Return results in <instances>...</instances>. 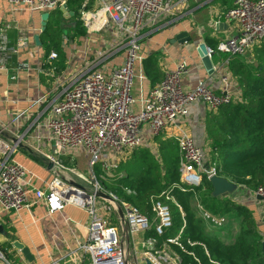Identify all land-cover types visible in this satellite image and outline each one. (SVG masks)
<instances>
[{
	"label": "built area",
	"instance_id": "2783aa9c",
	"mask_svg": "<svg viewBox=\"0 0 264 264\" xmlns=\"http://www.w3.org/2000/svg\"><path fill=\"white\" fill-rule=\"evenodd\" d=\"M6 1L13 9L49 14L59 11L64 20V12L59 9L66 5V0ZM185 1L94 0L91 11H80L79 22L87 35L107 31L111 37L105 40L103 47L86 54L66 75L54 77L52 71L43 68L42 62L39 74L53 80L38 99L36 112L22 116L28 125H18L17 135L10 140L2 136L6 126L0 127V225L4 214L19 213L34 205H44L49 214L73 205L88 213V236L77 251L67 254L66 261L69 264H129L120 229L124 231V238H128L144 233L151 227V221L130 203L107 193L101 182L113 178L118 165L136 149L148 148L157 155L154 138L168 128L180 129L191 106L203 105L212 112L242 101L239 87H233L226 74L220 77L218 92L205 83L184 90L181 81L188 72L185 61L165 71L162 82L145 96L141 89L138 98L133 94L136 83L145 78L141 69L145 59L141 44L149 34L163 27ZM221 23L237 25V32L219 40L216 46L217 52L227 56L222 65L228 67L232 57L245 56L264 42V0H232L230 9L215 16L213 28ZM205 46L206 54L212 57L214 51ZM7 52L6 28L1 26L0 53ZM56 58V53L51 52L47 62ZM29 133L37 146L33 153L44 160L51 173L43 189L35 188V176L12 160ZM166 136L173 139L181 155V183L197 186L202 176L208 180L217 176L215 167L207 162V151L189 134L180 132ZM41 142L50 147L49 153L39 146ZM77 149L89 156L85 173L66 167L61 160L69 151ZM96 164L99 175L95 172ZM205 164L208 169L204 168ZM74 179L79 180L81 186L75 184ZM100 192L111 199L99 197ZM250 195L264 203V186L250 191ZM196 208L201 219L214 228H222L227 222L225 217L212 215L199 204ZM152 210L155 213L152 227L157 236H162L172 225L170 208L156 200L152 202ZM113 216L118 219L120 228L112 224ZM155 244L153 238L144 241L147 248L143 256L148 264H179V257L170 251V245L183 249L179 236L166 239L159 249H155ZM0 264H10L1 249Z\"/></svg>",
	"mask_w": 264,
	"mask_h": 264
},
{
	"label": "trees",
	"instance_id": "16d2710c",
	"mask_svg": "<svg viewBox=\"0 0 264 264\" xmlns=\"http://www.w3.org/2000/svg\"><path fill=\"white\" fill-rule=\"evenodd\" d=\"M210 4L219 5L226 11L232 7V0H211ZM66 6L74 13L68 30L63 29L66 23L61 13L53 11L49 14L45 31L39 36L43 68L52 71L54 77L67 69L64 38H77L80 42L85 35L79 22L80 11H91L94 0H66ZM211 32L209 30L205 35L204 42L214 51L212 61L222 62L227 56L216 51L219 40L211 36ZM51 52L56 53L57 58L48 63ZM252 53L253 63H248L243 56H234L228 62L242 101L209 111L204 118L208 164L215 167L218 177L248 191L264 186V42L254 47ZM142 71L151 88L162 82L164 72L158 53L143 60ZM39 77L45 87L51 85L52 77L43 74ZM154 142L157 155L148 148L136 149L118 165L113 178L101 182L107 193L130 203L150 219L151 227L144 232V239L153 238L155 249H159L166 239L179 236L183 249L170 245L179 257V264H264V233L259 231L252 212L233 202L232 196L213 197L206 176H202L197 186L181 183V155L176 143L164 134L156 136ZM95 172L99 175L97 164ZM156 200L170 208L172 217L171 228L162 236H157L152 227L155 223L152 202ZM196 204L214 215L229 216L238 222L236 237L223 243L218 236L206 233L203 220L197 215ZM112 222L115 225L114 218ZM1 226L4 232L8 231L6 225ZM5 256L11 260V256Z\"/></svg>",
	"mask_w": 264,
	"mask_h": 264
},
{
	"label": "crops",
	"instance_id": "0c3cea01",
	"mask_svg": "<svg viewBox=\"0 0 264 264\" xmlns=\"http://www.w3.org/2000/svg\"><path fill=\"white\" fill-rule=\"evenodd\" d=\"M211 0H186L179 5L176 14L167 23L149 34L141 44V51L145 58L152 54H159L160 66L163 72L170 71L176 65L185 61L188 66L187 74L182 78L181 85L184 90L195 88L199 83H205L214 92L221 88L220 77L226 74L230 84L235 87L236 82L230 75L228 67L222 62H213V73L209 74L197 53L200 43L209 30L211 36L217 40L231 37L237 32L235 23H221L213 28V19L224 8L219 5H211ZM42 12H30L25 8L13 9L6 0H0V27L6 28L8 39V52L0 53V127H5L3 138L10 140L17 134V126H27L28 123L21 118L25 113L36 112L38 99L46 93L45 87L40 81L39 69L42 65V49L37 47L34 37L40 36ZM70 21V20H66ZM82 24V22H81ZM70 25V23H69ZM214 30V31H213ZM203 31V35L200 32ZM181 33H186L190 40L185 43L174 41ZM96 33L85 35L80 39L81 44H96L95 48H81L74 50L71 47L69 37L64 38L63 48L67 54V69L64 75L71 73L86 54L103 47ZM196 35V36H195ZM94 36L93 38H86ZM195 36V37H194ZM105 43V44H104ZM248 63H253V53L250 51L243 56ZM69 62L72 64L69 67ZM21 65H24L21 67ZM142 69V65H141ZM14 77V80H10ZM139 89L145 96L151 89L149 81L144 78L136 83L133 94L138 98ZM233 94L235 90L232 89ZM208 109L203 105L191 106L188 117L180 124V129H166L163 133L168 136H176L180 132L189 134L196 144L207 151V142L204 132V118ZM18 118V119H17ZM12 160L21 164L34 176L33 185L37 189L45 188L51 179L49 166L33 153L37 146L29 133ZM44 151H50V147L43 142L39 144ZM66 167L74 168L78 172L85 173L89 156L77 149L69 151L61 157ZM75 184L81 186V182L74 179ZM246 197L241 200V205L247 207L257 222L259 231L264 233V203L260 198L252 197L250 191H246ZM116 217H114L115 220ZM2 224L8 231L0 235V249L11 256L10 264H50L59 261L60 264H69L66 256L71 251H77L79 245L84 243L88 236L89 216L86 211L73 205H68L61 212L49 214L44 205H34L30 209H23L19 213L4 214ZM260 223V224H259ZM33 228V229H32ZM24 229L28 231L37 247L32 248L26 240H23ZM32 229L31 232L29 230ZM124 239L125 248L128 251L129 264H148L143 252L147 248L144 245V233H138L124 238V231L120 229ZM18 242L29 250L32 256L27 261L13 243Z\"/></svg>",
	"mask_w": 264,
	"mask_h": 264
},
{
	"label": "water",
	"instance_id": "95a60500",
	"mask_svg": "<svg viewBox=\"0 0 264 264\" xmlns=\"http://www.w3.org/2000/svg\"><path fill=\"white\" fill-rule=\"evenodd\" d=\"M61 12H64V20H70L73 18L74 13L71 12L66 5H64L62 8L59 9ZM49 18V13H43L41 15V29H40V33L44 32L46 29V25H47V21ZM62 26V25H61ZM219 26H216V29ZM186 33H181L179 34L177 37H175L174 41H178L180 43H185L188 42L190 40L189 37H185ZM34 42L35 45L37 47H41L40 41H39V35L34 37ZM197 53L201 59V62L203 64V67L205 68V70L211 74L213 73V65L211 62V57L208 56L206 54V46L205 44H199L198 48H197ZM205 169H208V165L205 164L204 166ZM209 182L212 186V196L213 197H226V196H232L238 193V186L229 182L228 180H226L225 178L222 177H218V176H212L209 179ZM99 197L105 198L107 200L111 199L107 194H104L102 192L98 193ZM120 215H122V213H119ZM5 234V232L2 229V226L0 225V235ZM13 246L19 250L21 252V254L23 255V257L27 260V261H31L32 256L29 253V250L27 248H25L22 244H19L18 242L13 243ZM263 249H264V242H263Z\"/></svg>",
	"mask_w": 264,
	"mask_h": 264
},
{
	"label": "rangeland",
	"instance_id": "374dc122",
	"mask_svg": "<svg viewBox=\"0 0 264 264\" xmlns=\"http://www.w3.org/2000/svg\"><path fill=\"white\" fill-rule=\"evenodd\" d=\"M176 12H174L175 14ZM65 21V20H63ZM72 20L70 21H65L64 23L65 26H64V31L68 30L69 28V23H71ZM82 25V24H81ZM72 35V34H71ZM97 37H99L102 41V43L104 42V40L108 39L111 37V35L105 31L101 34H98L96 35ZM196 36V35H195ZM194 36V37H195ZM94 36H87L86 38H93ZM69 41H70V44H71V47L74 49V50H79V46H81L82 49H84V46L85 48H95L96 44L92 43L91 45H88V44H81V42H77V38L76 39H73L72 37H69ZM117 61V59L115 61H113V63H115ZM72 67V64L69 62V67L68 68H71ZM139 97V95H138ZM238 186V185H237ZM238 193L235 194V195H232V201L237 203V204H240L241 203V200L243 198L246 197V191L245 189H243L242 187L238 186ZM193 206L195 205L194 204V201L192 202ZM197 209V208H196ZM204 209V208H203ZM205 211H208L206 209H204ZM209 212V211H208ZM212 214V213H211ZM197 215L199 217V213H198V210H197ZM214 215V214H212ZM215 216H220V215H215ZM116 217V216H113V218ZM221 217H223V215H221ZM227 222L225 223V225L222 227V228H214L212 226H210L209 224H207L205 221H203L202 223V227H204V231L212 236H215V237H219L223 243H228L230 242L231 240H233L236 235L238 234L239 232V225H238V222L236 221H232V218L231 217H225ZM114 223H115V226L119 227V224H118V219L115 218L114 220ZM113 224V222H112ZM260 224V223H259ZM120 228V227H119ZM33 229V228H32ZM32 229L29 230V232L32 231ZM24 234L23 236V240H26L28 242V245H30L33 249L37 247L36 245V242L33 238H30L29 235H28V231H26V229H24ZM170 251H172V249L170 248Z\"/></svg>",
	"mask_w": 264,
	"mask_h": 264
}]
</instances>
